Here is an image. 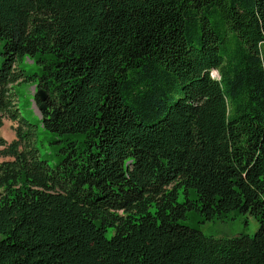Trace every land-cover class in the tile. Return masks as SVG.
I'll list each match as a JSON object with an SVG mask.
<instances>
[{
    "label": "trees",
    "instance_id": "trees-1",
    "mask_svg": "<svg viewBox=\"0 0 264 264\" xmlns=\"http://www.w3.org/2000/svg\"><path fill=\"white\" fill-rule=\"evenodd\" d=\"M6 119L0 264H264V0H0ZM190 211L260 226L207 236Z\"/></svg>",
    "mask_w": 264,
    "mask_h": 264
},
{
    "label": "rangeland",
    "instance_id": "rangeland-1",
    "mask_svg": "<svg viewBox=\"0 0 264 264\" xmlns=\"http://www.w3.org/2000/svg\"><path fill=\"white\" fill-rule=\"evenodd\" d=\"M19 64L27 72L28 76H32L38 72V66L26 58ZM214 74L218 76L217 73ZM36 92V86L32 82H24L16 85L14 88L21 115L32 124L38 126L41 153L43 156H49V154L54 153L55 149H58L62 145V142L58 144L54 143L59 137L44 130L40 120L39 108L36 103H33V95ZM15 124L11 120L6 119L4 126L0 129V137H3L9 142L13 141L15 139L13 130ZM192 197H194L193 194ZM184 199V193L181 191L179 201L182 202ZM182 222L188 226L198 228L207 236L217 238H232L239 235L254 236L260 226L259 221L254 216L236 213H232L224 219L201 222L200 215L196 211H190L187 219L182 220Z\"/></svg>",
    "mask_w": 264,
    "mask_h": 264
},
{
    "label": "water",
    "instance_id": "water-1",
    "mask_svg": "<svg viewBox=\"0 0 264 264\" xmlns=\"http://www.w3.org/2000/svg\"><path fill=\"white\" fill-rule=\"evenodd\" d=\"M38 94H39V96H40V98H41L42 101H44V100L46 99V96H47V95H46V93H45L43 90H39V91H38ZM44 108H45L44 105H41V106H40V109H41V110H43Z\"/></svg>",
    "mask_w": 264,
    "mask_h": 264
}]
</instances>
